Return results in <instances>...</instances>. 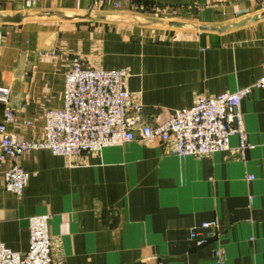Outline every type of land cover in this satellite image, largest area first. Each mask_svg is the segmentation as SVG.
<instances>
[{"label":"crops","instance_id":"1","mask_svg":"<svg viewBox=\"0 0 264 264\" xmlns=\"http://www.w3.org/2000/svg\"><path fill=\"white\" fill-rule=\"evenodd\" d=\"M262 14L264 0H0V89L10 90L0 124L12 110L7 132L41 142L45 113L63 108L73 60L126 70L144 124L251 88L264 76ZM13 18L22 21L6 23ZM241 110L245 153L236 136L228 152L186 159L159 142L71 157L33 150L18 160L30 176L20 198L4 188L6 159L0 242L26 253L30 218L50 214L54 264H264V88ZM211 221L219 233L203 232L210 241L196 247L190 230Z\"/></svg>","mask_w":264,"mask_h":264},{"label":"built area","instance_id":"2","mask_svg":"<svg viewBox=\"0 0 264 264\" xmlns=\"http://www.w3.org/2000/svg\"><path fill=\"white\" fill-rule=\"evenodd\" d=\"M105 0H93L94 6ZM120 9L119 3H112ZM248 10L237 15L248 14ZM264 59V53H263ZM64 105L61 110L44 115V138L41 142L20 143L7 132L6 125L14 121L8 110L0 124V168L6 159L12 160L3 174L6 191L20 198L28 186L29 174L18 160L33 150H48L55 156L99 154L111 146L139 141L169 145V154L186 159L228 152L236 136L243 153L248 150L247 135L241 106L252 89L264 88V76L251 88L225 93L211 98H199L190 109L173 114L163 112L154 123L144 124L138 117L142 106L127 91L126 70L86 68L73 60L65 73ZM10 90L0 89V103L8 104ZM253 180L252 177L248 178ZM51 215L34 216L29 220L30 242L24 254L15 253L0 242V264H54L50 236ZM219 233L216 221L203 222L190 230V239L200 248L208 245L203 232ZM219 263L222 252L215 254ZM151 264H159L153 261Z\"/></svg>","mask_w":264,"mask_h":264},{"label":"water","instance_id":"3","mask_svg":"<svg viewBox=\"0 0 264 264\" xmlns=\"http://www.w3.org/2000/svg\"><path fill=\"white\" fill-rule=\"evenodd\" d=\"M261 16H264V14H262ZM97 20H101V21H107L108 19L102 16H96L95 17ZM93 19V17L90 15L87 16H76L72 19H68V20H76V21H85V20H91ZM22 20L20 18H13V19H9L6 21V23H13V24H18L20 23ZM171 27H182L184 25L179 24V23H171L169 24ZM197 30L200 31H207V30H212V28H205V27H201V28H197Z\"/></svg>","mask_w":264,"mask_h":264}]
</instances>
